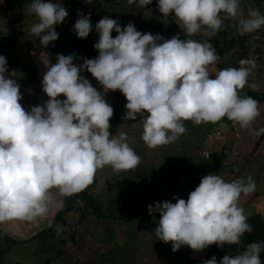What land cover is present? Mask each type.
I'll use <instances>...</instances> for the list:
<instances>
[{
	"label": "clouds",
	"instance_id": "1",
	"mask_svg": "<svg viewBox=\"0 0 264 264\" xmlns=\"http://www.w3.org/2000/svg\"><path fill=\"white\" fill-rule=\"evenodd\" d=\"M144 7L152 0H128ZM163 16L174 15L187 37L201 34L202 41L165 39L160 34L141 33L129 21L104 16L95 24L99 33L93 45L94 59L75 64V53L58 54L47 68L42 90L48 99L26 111L20 101V85L8 73L7 60L0 55V224L20 220L36 222L51 209L65 207L61 197H70L93 184L98 170L111 166L119 173L136 168L141 158L127 143V133L109 131L114 109L104 94L81 73L85 70L104 90H120L126 97L123 119H143L142 140L149 148L174 143L186 133L184 121L217 123L227 117L243 129H251L261 115L258 101L241 96L256 68L255 59H241L240 67L222 68L210 78L209 67L218 62L217 49L207 38L236 21L240 35L264 26V14L249 9L245 16L241 0H157ZM28 13L38 17L27 31L42 48L56 41L55 26L64 22L68 11L52 0H31ZM223 14V15H221ZM90 14L80 15L72 30L78 38L92 31ZM118 35L113 38L111 33ZM105 91V92H106ZM63 95L66 99H59ZM264 134V128L255 135ZM256 190L251 175L230 182L208 174L189 193L187 200L174 196L148 205L149 215L160 214L155 234L172 251L187 245L202 251L215 244L240 245L252 228L239 204L241 195ZM155 220V217H153ZM52 225L49 224V227ZM61 229L57 227V232ZM264 241L251 242L235 256L216 257L204 264H261Z\"/></svg>",
	"mask_w": 264,
	"mask_h": 264
},
{
	"label": "rangeland",
	"instance_id": "2",
	"mask_svg": "<svg viewBox=\"0 0 264 264\" xmlns=\"http://www.w3.org/2000/svg\"><path fill=\"white\" fill-rule=\"evenodd\" d=\"M91 1L52 0L53 3L62 4L68 11L64 22L55 26L59 38L45 49L48 54L53 55L55 63L58 54L67 56L75 53L78 58L73 62L82 64L83 59L80 58H84L83 49H95L93 45L99 39L95 24L104 16L118 19L122 28L132 21L141 33L160 34L165 39H171L177 34L180 39H205L203 29L201 34L187 37L174 15L163 16L158 9L157 0H152L151 4L144 7H138L137 3L129 4L128 0H96L94 5L88 6ZM30 3L31 0H0V55L7 60L6 75L14 73L11 78L19 83L22 97L35 84L33 74H30L33 66L28 58L27 44L33 50L42 49L38 38L27 34L30 27L39 22L35 14L27 12ZM241 6L245 16L250 8L258 9L264 14V0H241ZM88 14L92 31L87 38H78L72 30L73 25L80 15ZM226 33L228 37L238 38V45L209 67L210 78L214 79V73L222 68H239L241 59H255L256 68L249 77V85L255 83L256 91L263 95V99L258 102L261 115L253 122L252 128L243 129L233 122L229 125L227 117L217 123L199 125L186 120L184 126L187 131L177 141L149 148L142 140L143 119H123L127 100L121 91H106L94 77L88 78L104 94L109 105L125 108V111H121L123 108L118 111L121 118L112 135L127 133V143L140 156L141 161L136 168L119 173L113 171L111 166L97 171L93 184L87 189L103 216L86 208L84 202L78 199L76 205L79 209L64 215L65 222L56 224L53 235H45L41 239L32 238L24 244H14L11 263L141 264V257L152 256L156 254L154 252L169 255L171 247L157 238L155 227L159 220L154 213L149 215L144 206L138 208L140 200L148 204L165 195L181 197L188 191H193L201 178L208 174L219 175L225 181L251 175L255 182L264 183V134L255 135L256 130L264 128V26L253 33L240 35L236 21L229 19L226 22ZM111 35L115 38L118 33L113 31ZM217 38L218 32L207 39L213 45ZM248 89L252 88L246 85L242 91ZM58 98L66 99L61 96ZM203 152L209 153L208 159H204ZM164 200L176 202L169 197L161 201ZM262 200L264 201V197ZM55 211L51 209L36 222H28L29 228H22L26 234L20 237H29L37 230L45 229L51 223ZM15 224L20 225L18 220ZM57 227L61 229L59 234ZM140 250L144 252L142 255L138 254ZM167 261L168 259L164 262ZM150 263L153 264V261L150 260Z\"/></svg>",
	"mask_w": 264,
	"mask_h": 264
},
{
	"label": "trees",
	"instance_id": "3",
	"mask_svg": "<svg viewBox=\"0 0 264 264\" xmlns=\"http://www.w3.org/2000/svg\"><path fill=\"white\" fill-rule=\"evenodd\" d=\"M95 1L96 0H92L88 6L94 5ZM221 15H223V14H221ZM226 22H227V20L224 21L225 27L221 31H218V38L216 39V43L213 44V46L217 49V54L219 57L223 56L224 54L229 52L232 48H235V46L238 45V38L227 36ZM219 36L221 37V39ZM83 53H84V58H87V59H94L98 56V50L97 49H94L93 51H91V50H88L87 48H84ZM83 76L86 77L87 79L90 77H93L91 75V73L87 72V70H85L83 72ZM240 95L241 96H244V95L251 96L252 98L257 100L258 102L262 101V99H263V97H262L263 95L261 93H259L258 91L253 90V89L241 91ZM61 97H64V96L61 95ZM122 108H123V110H121ZM122 108L119 105H116L115 107H113L114 115L110 119V129H109V131L111 133H113L115 131L117 123H118L119 119L121 118L118 111L119 110L125 111V108L124 107H122ZM227 123L229 125H231L232 121H230L228 119ZM217 159L220 160L219 157ZM88 190L89 189L86 188L85 190L81 191L78 194H74L70 197H63L65 207L61 211L55 212V214L51 220V223H50L52 226L49 227V225H48L45 229H42L36 235L37 236L42 235V234L43 235H53L55 228H56V224L60 221H61V223L65 222L64 215H66L70 211L79 209V207L76 205V201L78 199H80L84 202L86 208L87 207H88V209L91 208L99 216H103L99 213V206L97 205V202L93 198V196L88 192ZM190 192L191 191H188L187 193H185L184 195H182L179 198L186 199ZM168 197L173 198L174 196L165 195L161 198L154 199V200L150 201L148 204H145L142 200H140L138 208H141L144 206L146 209H148L149 204H153L154 202H161L162 199L168 198ZM82 212H85V211H82ZM154 214H155V217L157 218V220H159L160 219L159 213L154 212ZM247 223H249L251 225L252 231L246 232L244 234V236L241 238L242 243L240 245L225 244V246L223 248H220L217 245L213 244V245L206 248L205 256L202 260H195L191 256V248L188 247L184 251L185 259L179 260L177 262V264H204L205 261L211 259L213 256H215L217 261L219 262L221 260V258L226 254L229 256H235V255L241 253L242 251L245 250V246L251 242H262L261 236L264 235V220H262L258 215H256L254 217L252 216V217L248 218ZM261 254H263V252L260 253V256H261Z\"/></svg>",
	"mask_w": 264,
	"mask_h": 264
},
{
	"label": "flooded vegetation",
	"instance_id": "4",
	"mask_svg": "<svg viewBox=\"0 0 264 264\" xmlns=\"http://www.w3.org/2000/svg\"><path fill=\"white\" fill-rule=\"evenodd\" d=\"M51 54V53H50ZM29 58V56H28ZM51 59L53 60V62L55 63L54 57L51 54ZM30 60V58H29ZM32 66H33V70H32V74H33V78L35 80V84L32 90H30V92H27L23 97H22V101L20 102L22 104V106L25 108L26 111H30V108L32 106L38 105V104H43L47 99V95L46 93L43 92V90L37 89V86H39V78H38V72L34 66V64L32 63V61L30 60ZM16 220H13L11 222H6L3 224H0V264H10L11 263V254L13 253L12 248L14 247V244H19V243H26V242H30L32 240V238H39L41 239L42 236L45 235H39L37 236L36 234L41 231L42 229L37 230L34 235L29 236V237H20L21 235L26 234L25 231L22 230V228L25 226V228H29V223L26 221H23V223L18 220V223H20V225L15 224ZM18 227V229L16 228V226ZM27 236V235H25ZM15 262V261H14ZM46 263V262H44ZM43 263V264H44ZM13 264V263H11ZM16 264V263H14Z\"/></svg>",
	"mask_w": 264,
	"mask_h": 264
},
{
	"label": "crops",
	"instance_id": "5",
	"mask_svg": "<svg viewBox=\"0 0 264 264\" xmlns=\"http://www.w3.org/2000/svg\"><path fill=\"white\" fill-rule=\"evenodd\" d=\"M228 182H230V181H228ZM262 197H264V183H259V182H256V190L253 193L248 194V195H243V194L241 195V197L239 199V204L241 207L244 208L245 214L247 215L248 218L258 215L262 220H264V201L262 200ZM52 216H54V215H52ZM52 218H51V220H52ZM51 220H50V222H51ZM143 236L144 235L142 234L141 237H143ZM263 236H261L262 241H264ZM168 246L171 247V251H169V255H165L161 252H158V253L154 252L156 254H153L152 256L146 255L143 258L141 257L139 259V262L141 264H151L150 263V260H151V261H153V264H177V262L179 260L185 259L184 251L189 246H187V245L181 246V248L175 252L174 251L172 252L171 242L168 243ZM205 251H206V248L202 251H195V250L191 249V256L195 260H202L205 256ZM261 252H263V254H261V256H260L261 264H264V251H261ZM143 253L141 250L138 251V254H140V255H142ZM167 259H168V261L164 262ZM146 261H148L149 263Z\"/></svg>",
	"mask_w": 264,
	"mask_h": 264
},
{
	"label": "water",
	"instance_id": "6",
	"mask_svg": "<svg viewBox=\"0 0 264 264\" xmlns=\"http://www.w3.org/2000/svg\"><path fill=\"white\" fill-rule=\"evenodd\" d=\"M27 49H28V51H27L28 56H29L30 60L32 61V63L34 64V66L38 72V78H39V86L38 87H42L43 75L47 71V68L44 66V63L40 59L41 53H43L47 57L50 64H55V63L51 59V55L46 52L45 48H42L40 50H33V49H30L28 47V44H27ZM37 89H40V88H37Z\"/></svg>",
	"mask_w": 264,
	"mask_h": 264
},
{
	"label": "built area",
	"instance_id": "7",
	"mask_svg": "<svg viewBox=\"0 0 264 264\" xmlns=\"http://www.w3.org/2000/svg\"><path fill=\"white\" fill-rule=\"evenodd\" d=\"M203 157H204V159H208L209 158V153L208 152H203Z\"/></svg>",
	"mask_w": 264,
	"mask_h": 264
}]
</instances>
